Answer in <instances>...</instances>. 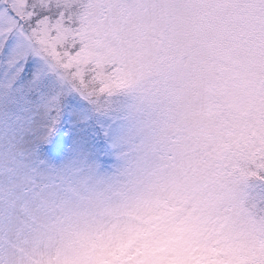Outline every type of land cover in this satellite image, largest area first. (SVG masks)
<instances>
[{
    "label": "clouds",
    "instance_id": "1",
    "mask_svg": "<svg viewBox=\"0 0 264 264\" xmlns=\"http://www.w3.org/2000/svg\"><path fill=\"white\" fill-rule=\"evenodd\" d=\"M44 3L62 17L58 75L89 101L65 103L66 121L102 123L107 147L98 170L37 175L44 98L64 89L0 59V257L182 264L196 243L216 264H264V0ZM29 180L42 196L21 195Z\"/></svg>",
    "mask_w": 264,
    "mask_h": 264
},
{
    "label": "snow or ice",
    "instance_id": "2",
    "mask_svg": "<svg viewBox=\"0 0 264 264\" xmlns=\"http://www.w3.org/2000/svg\"><path fill=\"white\" fill-rule=\"evenodd\" d=\"M62 17L59 12H52L44 0L34 3V0H0V59L11 71L5 75L15 79L29 73L33 62H39L49 76L54 77L61 93H52L44 98L47 113L39 132L35 156L39 168L34 172L39 175L48 161L59 165L64 176L82 172L87 167L88 172L102 167L103 153L107 147L108 130L98 123L92 127L85 122H73L71 131L65 127L67 113L65 103L72 105L89 103L78 87L65 85L58 75L55 65L58 42L53 37L62 32ZM26 49L23 58L16 56V50ZM103 91V89H101ZM63 133V135H62ZM69 145L73 146L71 150ZM95 152L96 159L89 161L86 155ZM31 190L21 193L25 198L42 196L41 186L35 180H29ZM15 189L10 186V195ZM208 249V252H212ZM189 258L182 264H216L215 260L204 257V249L199 244L191 243L188 247ZM0 264H11L7 257H0ZM127 264H134V257L129 256Z\"/></svg>",
    "mask_w": 264,
    "mask_h": 264
},
{
    "label": "rangeland",
    "instance_id": "3",
    "mask_svg": "<svg viewBox=\"0 0 264 264\" xmlns=\"http://www.w3.org/2000/svg\"><path fill=\"white\" fill-rule=\"evenodd\" d=\"M65 127H66L69 131H71V124H70L69 122L65 121ZM62 135H63V133H62Z\"/></svg>",
    "mask_w": 264,
    "mask_h": 264
}]
</instances>
